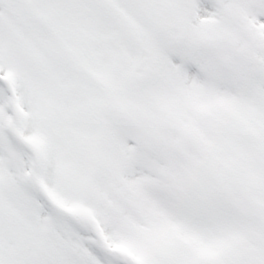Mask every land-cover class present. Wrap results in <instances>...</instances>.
<instances>
[{
	"label": "snow or ice",
	"instance_id": "obj_1",
	"mask_svg": "<svg viewBox=\"0 0 264 264\" xmlns=\"http://www.w3.org/2000/svg\"><path fill=\"white\" fill-rule=\"evenodd\" d=\"M0 264H264V0H0Z\"/></svg>",
	"mask_w": 264,
	"mask_h": 264
}]
</instances>
